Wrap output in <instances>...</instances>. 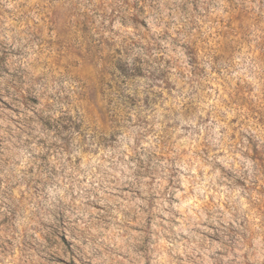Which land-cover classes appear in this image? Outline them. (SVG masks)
I'll use <instances>...</instances> for the list:
<instances>
[{
	"label": "rangeland",
	"instance_id": "rangeland-1",
	"mask_svg": "<svg viewBox=\"0 0 264 264\" xmlns=\"http://www.w3.org/2000/svg\"><path fill=\"white\" fill-rule=\"evenodd\" d=\"M0 264H264V0H0Z\"/></svg>",
	"mask_w": 264,
	"mask_h": 264
}]
</instances>
